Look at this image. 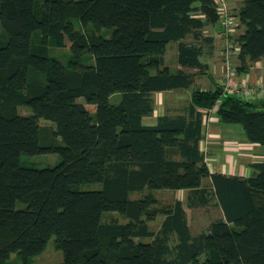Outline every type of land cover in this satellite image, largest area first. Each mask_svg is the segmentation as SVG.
<instances>
[{
	"label": "trees",
	"instance_id": "trees-1",
	"mask_svg": "<svg viewBox=\"0 0 264 264\" xmlns=\"http://www.w3.org/2000/svg\"><path fill=\"white\" fill-rule=\"evenodd\" d=\"M240 2L236 70L245 73L264 60V0ZM217 22L222 32L215 0H0V264L14 254L30 264L51 238L61 264H264V158L253 175L226 176L210 173L200 150L212 109L264 148V94L224 92L201 62L194 40ZM170 42L181 69L164 65ZM63 47L67 63L50 55ZM86 54L93 65L81 62ZM204 74L211 86L191 89L185 112L143 125L154 92L188 90ZM47 154L58 163L22 161ZM165 189L188 190L189 208L214 196L221 217L194 235L180 201L154 208L153 192ZM108 212L127 222H103ZM154 212L163 216L156 232Z\"/></svg>",
	"mask_w": 264,
	"mask_h": 264
},
{
	"label": "rangeland",
	"instance_id": "rangeland-1",
	"mask_svg": "<svg viewBox=\"0 0 264 264\" xmlns=\"http://www.w3.org/2000/svg\"><path fill=\"white\" fill-rule=\"evenodd\" d=\"M224 4L226 6L227 11L234 18L235 23H237L238 22L237 16H238L239 9L241 7L240 0H225ZM201 17L204 18L203 15ZM237 29L239 30L238 27ZM202 33L203 35H205V37L214 36L216 39L215 43L213 44V50H214L213 53L211 55H202L201 57L203 61H205L208 64L207 72L213 77V79L218 83V85L222 87L223 81L221 77L222 73H220V71L222 69L221 65L223 63V57H222L223 46L220 41V38L223 41V34L222 32L219 33V23L217 22L216 24L206 25L205 28L202 30ZM0 36H1V30H0ZM187 40L193 41V38L190 36L187 38ZM194 41L198 45H201V47L204 49V52L206 51L207 53L208 50L210 49L209 45L207 44V41L202 40L201 38L194 40ZM174 50H175L174 45L168 48L167 56H166L167 63L171 64V66L175 64ZM50 55L58 56L63 63H67L68 60L70 59L69 50L67 47L52 48L50 50ZM232 61L234 62L235 66L238 67V61L236 57H234ZM81 62L84 63L85 65H93L94 59L88 54H86L81 58ZM260 63H261V66H259ZM260 63L251 65L249 68L247 67L246 70L244 71L245 73H238V71H236L233 77V83L236 85H240L241 82L244 80L241 77H243L246 74L247 75L251 74L252 72H253L252 76H250L248 79L246 78L247 79V81H245L246 85L254 86L256 84L255 81H258L259 79H264V74L261 72L264 67V60H262ZM252 66L253 67L259 66V69L258 70L253 69ZM197 77H198V83L200 85H203L202 86L203 89L210 88L211 83L209 82V79H207V75L205 74L198 75ZM179 94L181 96H180V99H178V101L176 100L175 94H171L167 97L168 107L171 105V107L169 108L171 110H174L173 114H175L176 112H178V114L181 113L182 108H185L184 106H186L188 102L189 93L180 92ZM263 94L264 92L262 93V95ZM119 99H120V96L118 94H114L109 98V103L116 104L119 101ZM18 112L20 115H25V116L31 115V110L27 107L18 108ZM39 124L42 125V128L44 129H48V128L50 129L51 126H53L51 122L43 120V119L39 120ZM232 126L233 128L235 127L236 129L242 130V127L240 125H232ZM45 134L46 132L43 130L41 132V138H43ZM22 161L25 165L33 166L37 169H41L45 167L54 166L55 164L58 163L59 159H58V156L55 154H47V155H39V156H34V157H22ZM79 189L82 191L96 190V189H100V185L82 184L79 186ZM140 196H141L140 193L130 194L131 199H136L137 197H140ZM165 198L166 196L163 195V198L161 200L164 201ZM18 207L21 208L23 206L19 204ZM163 207L165 206L159 203L154 208L157 209L158 211L159 209ZM189 211L190 212H186V214H187L188 223L191 229V233L194 235L200 232L206 231L211 222L216 221L218 218L221 217V212H216L215 209H208V212H204V209L202 208L196 209L194 211H191V210ZM154 213H155L154 219L148 222V227L150 231L152 232H156L157 230H159L160 219L163 217L161 215V212H154ZM102 221L103 222L117 221L119 223L127 222L124 216L119 215L114 212L104 213L102 217ZM53 241H54V238H51L48 241L45 250L41 254L36 255L30 259V264H61L63 261L62 252L55 249ZM203 259H204V256L202 255L200 257V261H202ZM9 263L10 264H22L21 259L17 257V255L15 254L11 255Z\"/></svg>",
	"mask_w": 264,
	"mask_h": 264
},
{
	"label": "crops",
	"instance_id": "crops-1",
	"mask_svg": "<svg viewBox=\"0 0 264 264\" xmlns=\"http://www.w3.org/2000/svg\"><path fill=\"white\" fill-rule=\"evenodd\" d=\"M219 33L220 28H219ZM202 40H207V44L209 45L210 49L206 53V51L202 55H211L213 53V44L215 43V37H205L202 33ZM203 38H209V39H203ZM186 41H188L186 39ZM220 41L223 45V41L220 38ZM219 41V42H220ZM190 42V41H188ZM192 42V41H191ZM170 45V46H169ZM175 47L174 50V57H175V64L171 66V64L167 63V51L168 48L171 46ZM198 45V44H197ZM201 46V45H198ZM177 43L170 42L167 45L166 52L164 55V65L171 67L172 70H178L181 69V66L177 64ZM201 62L205 63L207 66L208 64L203 61L201 57ZM259 64V63H258ZM261 66V63L259 64ZM259 66H252L253 69H259ZM261 68V67H260ZM213 71V70H212ZM191 72H195V70H191ZM264 74V67L261 71ZM253 72L251 74H246L242 79L247 81V79L252 76ZM210 77L207 75V79ZM247 78V79H246ZM243 80V81H244ZM203 85H200L198 83V77H195V82L192 88L185 89V90H171V91H164V92H154L152 94L153 97V113L150 116H147L143 119V125L147 126H154L156 125L157 118L159 116H162L164 114L167 115H177L178 112L173 114L174 110H171L168 107V101L167 97L171 94H175L176 100L180 99V92H187L189 93L188 102L185 108H182V112H185L187 107L189 106V99H190V93L191 89L195 88H202ZM210 117L209 121V127L206 133H204L203 138L200 142V150L202 151L204 155V162L208 167V170L210 173H218L223 174L226 176H236V177H247L250 175H253L255 173V170L251 167V164L257 161H261L264 158V148L257 144H251L246 139L245 133L242 130L236 129L233 126H224L222 123L218 120V117L215 113H210L208 115ZM173 160H179L178 154H172ZM202 186L209 189L211 191V181L210 179H204L202 180ZM140 193V197H137L136 199H139L143 197L146 194V191L141 192H135ZM155 198L158 201V204L164 206H172L176 201H180L182 203V206L185 210V212L194 211L196 209L202 208L204 209V212H208V209H215L216 212H222L221 208L219 206H216L217 200L214 196L210 197L208 205H205L204 207H194L189 208L188 207V190L185 189H179V190H157L153 192ZM163 195L166 196L165 200L162 201ZM163 217L160 219V224L162 222Z\"/></svg>",
	"mask_w": 264,
	"mask_h": 264
},
{
	"label": "built area",
	"instance_id": "built-area-1",
	"mask_svg": "<svg viewBox=\"0 0 264 264\" xmlns=\"http://www.w3.org/2000/svg\"><path fill=\"white\" fill-rule=\"evenodd\" d=\"M225 0H215L217 13L219 15V22L223 34V49H222V69L220 73H222V88L226 93H232L237 96L247 98L251 96H255L257 94H262L264 92V79H259L255 81V85H246L245 80L241 82L240 85H236L233 83V77L236 73V66L232 59L234 57L237 58L240 52V46L236 42V37L239 34V30L237 29L238 24L235 23L234 18L227 11L226 6L224 4ZM214 113L215 109H212L210 113ZM210 117L205 120V133L209 127Z\"/></svg>",
	"mask_w": 264,
	"mask_h": 264
},
{
	"label": "water",
	"instance_id": "water-1",
	"mask_svg": "<svg viewBox=\"0 0 264 264\" xmlns=\"http://www.w3.org/2000/svg\"><path fill=\"white\" fill-rule=\"evenodd\" d=\"M212 83H213V85H216V84L214 83V81H212ZM218 89H219L220 92H222V90H221L220 88H218Z\"/></svg>",
	"mask_w": 264,
	"mask_h": 264
}]
</instances>
